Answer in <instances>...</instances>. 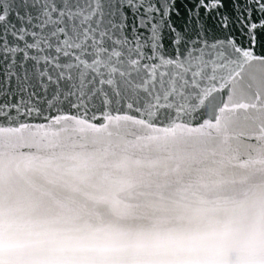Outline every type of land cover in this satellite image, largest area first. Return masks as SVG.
<instances>
[{
  "label": "snow or ice",
  "instance_id": "1",
  "mask_svg": "<svg viewBox=\"0 0 264 264\" xmlns=\"http://www.w3.org/2000/svg\"><path fill=\"white\" fill-rule=\"evenodd\" d=\"M0 264H264V0H0Z\"/></svg>",
  "mask_w": 264,
  "mask_h": 264
}]
</instances>
